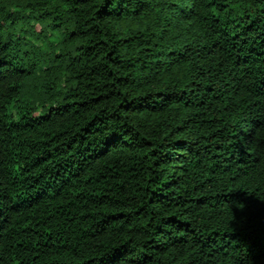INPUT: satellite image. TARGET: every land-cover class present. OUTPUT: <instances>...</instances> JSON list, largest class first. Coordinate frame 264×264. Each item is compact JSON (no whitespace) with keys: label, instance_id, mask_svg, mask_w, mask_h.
<instances>
[{"label":"trees","instance_id":"trees-1","mask_svg":"<svg viewBox=\"0 0 264 264\" xmlns=\"http://www.w3.org/2000/svg\"><path fill=\"white\" fill-rule=\"evenodd\" d=\"M0 264H264V0H0Z\"/></svg>","mask_w":264,"mask_h":264}]
</instances>
